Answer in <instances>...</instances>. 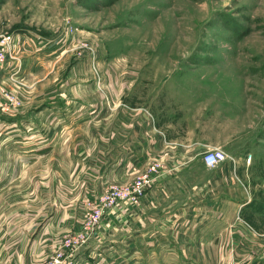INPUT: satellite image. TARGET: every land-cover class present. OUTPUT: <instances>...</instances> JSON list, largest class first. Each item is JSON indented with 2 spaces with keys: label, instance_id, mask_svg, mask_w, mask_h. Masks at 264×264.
<instances>
[{
  "label": "crops",
  "instance_id": "0c3cea01",
  "mask_svg": "<svg viewBox=\"0 0 264 264\" xmlns=\"http://www.w3.org/2000/svg\"><path fill=\"white\" fill-rule=\"evenodd\" d=\"M63 42L15 38L0 66L22 102L12 114L0 107V264H45L82 230L85 202L156 161L173 171L139 205L108 213L74 264H264V209H247L237 161H202L236 148L227 134L197 128L179 95L129 64L94 63L87 51L70 65Z\"/></svg>",
  "mask_w": 264,
  "mask_h": 264
},
{
  "label": "rangeland",
  "instance_id": "374dc122",
  "mask_svg": "<svg viewBox=\"0 0 264 264\" xmlns=\"http://www.w3.org/2000/svg\"><path fill=\"white\" fill-rule=\"evenodd\" d=\"M0 34L59 38L74 47L70 65L88 51L164 84L186 120L234 142L222 150L250 191L243 201L264 209V0H0Z\"/></svg>",
  "mask_w": 264,
  "mask_h": 264
},
{
  "label": "built area",
  "instance_id": "2783aa9c",
  "mask_svg": "<svg viewBox=\"0 0 264 264\" xmlns=\"http://www.w3.org/2000/svg\"><path fill=\"white\" fill-rule=\"evenodd\" d=\"M13 46L14 39L10 35L0 34V66L13 57ZM85 47L93 52L89 45L86 44ZM0 107L6 114H12L22 107L20 98L8 91L1 81ZM229 159L233 160L220 148L210 149L202 155L203 164L208 169L216 168ZM172 171L173 169H169L164 163L156 161L152 162L131 182L108 186L103 194L88 204L82 230L64 236L61 245L45 264H74V253L88 245L108 213L123 203L139 205L142 198L153 188L157 179Z\"/></svg>",
  "mask_w": 264,
  "mask_h": 264
}]
</instances>
